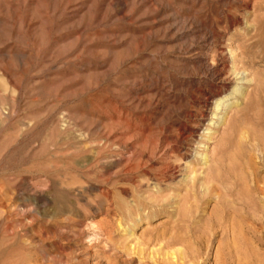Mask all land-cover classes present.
<instances>
[{
  "label": "rangeland",
  "instance_id": "374dc122",
  "mask_svg": "<svg viewBox=\"0 0 264 264\" xmlns=\"http://www.w3.org/2000/svg\"><path fill=\"white\" fill-rule=\"evenodd\" d=\"M0 264H264V0H0Z\"/></svg>",
  "mask_w": 264,
  "mask_h": 264
},
{
  "label": "bare ground",
  "instance_id": "6f19581e",
  "mask_svg": "<svg viewBox=\"0 0 264 264\" xmlns=\"http://www.w3.org/2000/svg\"><path fill=\"white\" fill-rule=\"evenodd\" d=\"M220 101V100H219ZM217 105H219V103H216Z\"/></svg>",
  "mask_w": 264,
  "mask_h": 264
}]
</instances>
